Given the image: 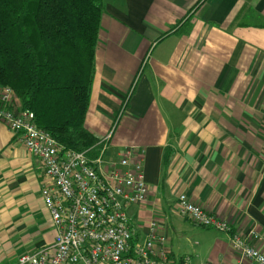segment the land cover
Here are the masks:
<instances>
[{"label": "crops", "instance_id": "1", "mask_svg": "<svg viewBox=\"0 0 264 264\" xmlns=\"http://www.w3.org/2000/svg\"><path fill=\"white\" fill-rule=\"evenodd\" d=\"M101 2L84 126L107 146L105 163L143 151L148 195L128 208L132 226L143 237L155 220L175 260L171 234L191 264H245L229 234L182 218L177 199L264 252V0ZM9 107L21 108L15 95ZM47 182L39 157L0 120V264L53 245Z\"/></svg>", "mask_w": 264, "mask_h": 264}, {"label": "built area", "instance_id": "2", "mask_svg": "<svg viewBox=\"0 0 264 264\" xmlns=\"http://www.w3.org/2000/svg\"><path fill=\"white\" fill-rule=\"evenodd\" d=\"M14 95L10 87L0 85V120L41 160L48 179L41 197L56 232L52 246L24 253L15 264H178L155 220L139 237L128 216V208L144 203L148 195L143 151L129 147L117 160L105 163V143L93 160L82 152L64 150L36 126L31 110L9 107ZM177 212L201 227L229 234L245 264H264L263 251L233 231L228 220L206 212L185 194L178 196ZM249 236L260 238L255 231ZM181 264H191L190 259Z\"/></svg>", "mask_w": 264, "mask_h": 264}, {"label": "trees", "instance_id": "3", "mask_svg": "<svg viewBox=\"0 0 264 264\" xmlns=\"http://www.w3.org/2000/svg\"><path fill=\"white\" fill-rule=\"evenodd\" d=\"M102 10L101 0H0V85L62 149L89 160L101 150L84 118Z\"/></svg>", "mask_w": 264, "mask_h": 264}, {"label": "rangeland", "instance_id": "4", "mask_svg": "<svg viewBox=\"0 0 264 264\" xmlns=\"http://www.w3.org/2000/svg\"><path fill=\"white\" fill-rule=\"evenodd\" d=\"M171 236L173 238L174 248H175L176 244H178V246H179V249H178L179 251H177V252H181V253H177V254H180L181 259L183 260V259H186L187 257L190 259L191 253H190L189 248H187V246H188L187 243L184 240H179L177 236L173 237L172 234H171ZM168 242H169V239H168Z\"/></svg>", "mask_w": 264, "mask_h": 264}]
</instances>
